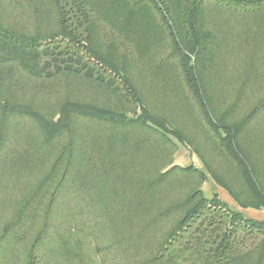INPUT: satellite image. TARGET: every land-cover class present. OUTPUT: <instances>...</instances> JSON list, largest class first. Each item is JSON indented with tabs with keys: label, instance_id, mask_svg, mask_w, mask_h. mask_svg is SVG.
I'll return each mask as SVG.
<instances>
[{
	"label": "trees",
	"instance_id": "obj_1",
	"mask_svg": "<svg viewBox=\"0 0 264 264\" xmlns=\"http://www.w3.org/2000/svg\"><path fill=\"white\" fill-rule=\"evenodd\" d=\"M264 0H0V264H264Z\"/></svg>",
	"mask_w": 264,
	"mask_h": 264
},
{
	"label": "rangeland",
	"instance_id": "obj_2",
	"mask_svg": "<svg viewBox=\"0 0 264 264\" xmlns=\"http://www.w3.org/2000/svg\"><path fill=\"white\" fill-rule=\"evenodd\" d=\"M173 161H174L173 164L178 165V166H187L189 164H192L195 166L196 164L199 167H201L200 168L201 171H204L207 175V179L202 186L204 195L206 197H211L214 193H216L219 196V198L220 196H222L223 194L222 190H220V188L216 185V183L212 180V178L207 174L204 165L200 162L201 160L192 151L188 150L187 148L183 146H180L178 151H176L173 156ZM242 215L245 216V214H242Z\"/></svg>",
	"mask_w": 264,
	"mask_h": 264
},
{
	"label": "crops",
	"instance_id": "obj_3",
	"mask_svg": "<svg viewBox=\"0 0 264 264\" xmlns=\"http://www.w3.org/2000/svg\"><path fill=\"white\" fill-rule=\"evenodd\" d=\"M201 162V161H200ZM202 163V162H201ZM195 167L201 170L198 165L195 164ZM218 186V185H217ZM219 187V186H218ZM220 188V187H219ZM222 190V196H220V199L223 200L226 204H228L232 210L239 212L241 214H245V217L255 219V220H264V211H258L253 209H244L241 208L230 196L229 194L220 188ZM246 212V213H245ZM244 216V215H243Z\"/></svg>",
	"mask_w": 264,
	"mask_h": 264
}]
</instances>
